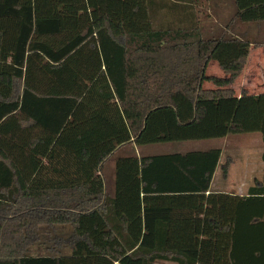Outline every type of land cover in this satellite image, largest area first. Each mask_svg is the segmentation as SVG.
<instances>
[{
  "label": "trees",
  "instance_id": "1",
  "mask_svg": "<svg viewBox=\"0 0 264 264\" xmlns=\"http://www.w3.org/2000/svg\"><path fill=\"white\" fill-rule=\"evenodd\" d=\"M225 3L220 22L212 0H0V264H264V175L210 191L219 147L119 156L110 194L99 174L126 143L237 133L264 161V92L232 86L264 0Z\"/></svg>",
  "mask_w": 264,
  "mask_h": 264
},
{
  "label": "crops",
  "instance_id": "2",
  "mask_svg": "<svg viewBox=\"0 0 264 264\" xmlns=\"http://www.w3.org/2000/svg\"><path fill=\"white\" fill-rule=\"evenodd\" d=\"M225 4H226L225 0H212V8H214L215 6L216 8L220 10L219 18L221 19L222 18L228 19V17H230L229 16L230 6H226ZM221 9H223V12L226 11V14L229 11V15L228 16H226V14L224 15ZM247 26L248 25L244 26L243 28H246ZM248 38L251 40L253 39V37H248ZM261 49L263 50L264 46ZM252 51L253 50L249 49L247 63L243 71H245V69L253 65L252 64L253 60H251ZM255 66L257 67L256 64ZM258 66H259V63H258ZM261 85H258V86H261ZM260 92H264V90H261ZM252 134L253 135H251L250 137L246 139H231V138H226L227 136H225L221 138L222 140H220L219 145L218 144L208 145L206 144V142H204V140H207V139L199 140L203 142H199L201 144H199L197 147H192V146L186 147L184 144H181L179 146L178 143L167 142V143H170L169 144L170 146L167 149L170 151H166V152L206 150L212 147H219L221 149V154H220V158L218 161V165L213 173V177L210 183V188H209L210 191L226 192L229 194L245 196L247 195L248 189L255 184V181L256 180L261 181L264 175V161L262 160L263 146L261 142V136H260V133L258 132H252ZM213 140H216V138H213ZM237 140H238V143H236ZM239 141L243 143H239ZM179 143H182V142H179ZM138 146L140 145H136L134 143L130 144L129 153H125L119 156H125V155L139 156L140 151H138V154L135 152L137 148L139 150ZM122 147H125V146H122V145L118 146L117 149H120ZM148 155H152V154H148ZM226 160H229L230 163H229V167H228L226 174H223L222 166L224 165ZM113 178H114V173H113ZM111 192L112 190L108 189L107 194H110Z\"/></svg>",
  "mask_w": 264,
  "mask_h": 264
},
{
  "label": "rangeland",
  "instance_id": "3",
  "mask_svg": "<svg viewBox=\"0 0 264 264\" xmlns=\"http://www.w3.org/2000/svg\"><path fill=\"white\" fill-rule=\"evenodd\" d=\"M214 12L216 15H218V20L221 22H225L227 19H221L219 18L220 10L214 6L213 8ZM223 12V9H221ZM223 14H226V11L223 12ZM231 14V12H230ZM229 15V11L227 12L226 16ZM216 17V16H215ZM217 19V18H216ZM238 36L242 39L248 38V37H253L255 40H258L260 42L264 41V23L260 24H250L246 28L240 29L239 32H237ZM249 39V38H248ZM231 45V44H228ZM252 45H249V49L253 50L252 55H251V60L252 61V66L249 68L245 69L240 76L237 78V80L234 82L232 85L234 89L239 93V91L242 88H246V90L249 93H258L261 90H264V49L262 50L261 48L264 45H261L259 47L253 48L251 47ZM226 45H221L220 48L217 50V52L213 55L212 59L209 61L207 67H206V74L208 75H217V76H222L223 73L221 69L219 68V63L223 61H227L231 57H233L238 50L239 45L236 44V46H231L234 51L230 50V52H223L222 50L226 48ZM259 63V66H258ZM257 65V67L255 66ZM262 84V85H261ZM261 85V86H258ZM205 87H211V83L205 82L204 83ZM253 135L252 133H237V134H229L227 135L226 138H231V139H246ZM221 138H216V140L210 139V140H204L206 144H211V145H219ZM199 140H192V141H185L182 143H178L180 146L181 144H184L186 147L192 146V147H197L199 144ZM238 143V140L237 142ZM239 143H243L240 142ZM130 143H126L122 146L120 149H115L104 161L103 165L100 168V175L104 180V185H105V193H108V189L112 190V184H113V173H114V160L116 159L117 156L129 153L130 150ZM170 143H149L145 145H140L139 150L138 148L136 149V153L139 156L140 155H148V154H161L165 153L167 150ZM127 146V147H126ZM125 151V152H124ZM123 152V153H122ZM145 153V154H144ZM109 187V188H108ZM44 237H41L39 242L36 241L30 248V252L32 254H47L48 252L45 251V246L51 244L50 241L43 239ZM157 264H174L172 262H159Z\"/></svg>",
  "mask_w": 264,
  "mask_h": 264
}]
</instances>
